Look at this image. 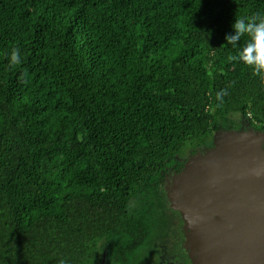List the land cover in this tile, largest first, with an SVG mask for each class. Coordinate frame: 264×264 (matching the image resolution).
Masks as SVG:
<instances>
[{
  "label": "trees",
  "instance_id": "1",
  "mask_svg": "<svg viewBox=\"0 0 264 264\" xmlns=\"http://www.w3.org/2000/svg\"><path fill=\"white\" fill-rule=\"evenodd\" d=\"M258 14L264 0H0V264H189L165 182L216 133L264 132V79L225 39Z\"/></svg>",
  "mask_w": 264,
  "mask_h": 264
},
{
  "label": "water",
  "instance_id": "2",
  "mask_svg": "<svg viewBox=\"0 0 264 264\" xmlns=\"http://www.w3.org/2000/svg\"><path fill=\"white\" fill-rule=\"evenodd\" d=\"M263 144L260 132H225L166 188L191 264H264Z\"/></svg>",
  "mask_w": 264,
  "mask_h": 264
},
{
  "label": "clouds",
  "instance_id": "3",
  "mask_svg": "<svg viewBox=\"0 0 264 264\" xmlns=\"http://www.w3.org/2000/svg\"><path fill=\"white\" fill-rule=\"evenodd\" d=\"M232 30V33L227 35L225 39L227 44L238 49V54L230 56L229 60L246 64L253 69L255 75L264 79V15L258 14L249 18L236 19L234 24H232ZM245 36L248 37L247 42L243 47H239V42ZM8 59L11 67L20 65L22 63L20 49H13ZM227 95L228 91L226 89L217 92V106L224 103V97Z\"/></svg>",
  "mask_w": 264,
  "mask_h": 264
},
{
  "label": "rangeland",
  "instance_id": "4",
  "mask_svg": "<svg viewBox=\"0 0 264 264\" xmlns=\"http://www.w3.org/2000/svg\"><path fill=\"white\" fill-rule=\"evenodd\" d=\"M251 133H258V131L255 130H246V132H240L238 134H246L247 137L251 136ZM264 136V132H261ZM225 132H218L217 134H215L213 140H212V145L209 148L206 149H201V150H195L193 151V153L189 152L188 155L185 157L184 160H182V165L180 167V170L178 171V173H171L170 177L167 179V181L165 182V188L169 189V187L171 186V183L173 182L174 178L178 177L184 170L185 165L187 164V162H189L191 159H195L197 158V156H203L206 153H210L212 151L216 150L217 147V142L219 140L220 137L224 136ZM262 148H264V144L262 145ZM203 153V154H202ZM167 223V228L166 229V234L164 237H166L164 240H162L164 242V246H168L169 248H171V251L174 250L173 247V242H172V237L174 238L176 236V228H177V218L176 217H172V215H170L169 219H168ZM156 235L159 234V229H156ZM172 242V243H171ZM168 248V249H169ZM175 252V250L173 251ZM179 258V257H178ZM180 259V258H179ZM181 260V259H180Z\"/></svg>",
  "mask_w": 264,
  "mask_h": 264
},
{
  "label": "flooded vegetation",
  "instance_id": "5",
  "mask_svg": "<svg viewBox=\"0 0 264 264\" xmlns=\"http://www.w3.org/2000/svg\"><path fill=\"white\" fill-rule=\"evenodd\" d=\"M248 130H254V129H248ZM256 131V130H255ZM181 229L183 230V226L181 225ZM184 243V242H183ZM187 254V253H186ZM188 256V255H187ZM191 264V262L189 263Z\"/></svg>",
  "mask_w": 264,
  "mask_h": 264
}]
</instances>
